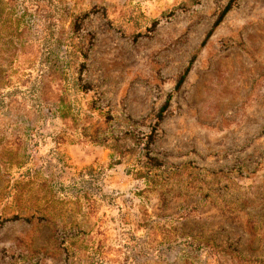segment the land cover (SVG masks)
<instances>
[{
	"label": "rangeland",
	"instance_id": "rangeland-1",
	"mask_svg": "<svg viewBox=\"0 0 264 264\" xmlns=\"http://www.w3.org/2000/svg\"><path fill=\"white\" fill-rule=\"evenodd\" d=\"M229 1L0 0V264H264V0Z\"/></svg>",
	"mask_w": 264,
	"mask_h": 264
},
{
	"label": "trees",
	"instance_id": "trees-1",
	"mask_svg": "<svg viewBox=\"0 0 264 264\" xmlns=\"http://www.w3.org/2000/svg\"><path fill=\"white\" fill-rule=\"evenodd\" d=\"M232 1L230 0L227 3V5L224 7V9L222 10V12L220 13L218 19L214 22V25L213 26H216L221 21L222 17L225 15V13H227L229 11V9L231 8ZM188 69H189V66L184 70L183 74L180 76V79L178 80V83L176 84V87H178L182 83L183 79L185 78V76L187 74ZM15 217L16 216H13V218H15Z\"/></svg>",
	"mask_w": 264,
	"mask_h": 264
}]
</instances>
